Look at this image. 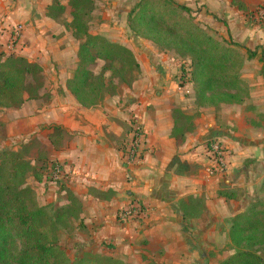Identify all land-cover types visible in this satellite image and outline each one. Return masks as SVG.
I'll return each mask as SVG.
<instances>
[{
	"label": "crops",
	"instance_id": "0c3cea01",
	"mask_svg": "<svg viewBox=\"0 0 264 264\" xmlns=\"http://www.w3.org/2000/svg\"><path fill=\"white\" fill-rule=\"evenodd\" d=\"M177 2L190 8L186 0ZM200 2L206 9L223 10L228 15L235 12V16L264 6V0ZM51 5L49 0H0L3 38L12 37L9 30L15 25H23L21 58L46 68V72L54 68L68 75L45 86L47 95L6 111L9 122L12 120L7 128L16 133L9 139L36 134L43 149L42 157H35L43 166L41 182L29 184L37 200L49 198L58 208L70 207L69 197L78 203L77 219L70 226L73 246L81 254L102 255L124 264H216L223 260L224 256L208 258L209 251L221 242L218 219L240 215L264 178V25L244 30L242 21L233 17V27L242 31L245 39L250 38L245 46L251 57L242 52L239 74L246 92L242 104L195 109L190 97L176 91L175 82L139 80L132 84V93H105L95 106L85 108L66 86L77 64V51L70 50L69 43L74 46L76 41L58 21L47 17ZM48 40L55 49H49ZM250 46L258 47L259 52L254 55ZM127 48L142 75L148 74L149 53L144 64L139 51ZM51 61H56L53 66ZM140 87L147 94L141 92L144 96L136 97ZM176 119L185 124L181 131ZM135 124L143 133L141 156L134 166H128L126 151ZM23 127L25 130L17 133L16 129ZM215 143L224 150L222 167L210 153ZM55 163L64 173L57 186L47 178ZM189 198L203 206L192 219L185 218L181 208ZM134 206L140 210L137 218H118L120 211Z\"/></svg>",
	"mask_w": 264,
	"mask_h": 264
},
{
	"label": "trees",
	"instance_id": "16d2710c",
	"mask_svg": "<svg viewBox=\"0 0 264 264\" xmlns=\"http://www.w3.org/2000/svg\"><path fill=\"white\" fill-rule=\"evenodd\" d=\"M65 1L63 5L54 0L46 13L48 18L59 21L66 7L70 9V22L64 26L79 46L76 69L66 86L79 105L91 108L116 86L115 78L123 82L121 77L139 71V65L125 47L89 34L93 0ZM258 9L264 10V6ZM258 9L250 13V20H254ZM127 16L130 30L138 37L175 49L190 60L188 83L193 85L198 107L242 102V96H246L239 78L244 63L242 53L205 34L193 22L187 7L173 0H139ZM97 62L103 63L99 73L94 71ZM36 71L40 69L23 58L10 55L0 59V109L21 107L25 102V78ZM30 170L29 163L15 153H0V264H124L103 256L89 262L93 255L88 253L70 261L59 246L57 233L60 228H71V221L77 219L78 203L69 197L70 207L48 214L37 204L34 190L25 185ZM33 177L41 182V174ZM261 191L264 193V180ZM228 196L224 193L226 199ZM202 207L201 201L193 198L181 206L189 219L196 218ZM229 239L235 252L220 264H264L259 254L264 251V201L232 220Z\"/></svg>",
	"mask_w": 264,
	"mask_h": 264
},
{
	"label": "rangeland",
	"instance_id": "374dc122",
	"mask_svg": "<svg viewBox=\"0 0 264 264\" xmlns=\"http://www.w3.org/2000/svg\"><path fill=\"white\" fill-rule=\"evenodd\" d=\"M49 1L51 2V4L54 3V0H49ZM137 1L139 0H93V10L91 12L89 34L91 35L101 34L104 36L102 38L106 39L109 43L118 44L121 46L123 45V47H125L126 49H128L127 48L128 46L134 47L137 51L140 52V57H142L141 61L144 64H146V59H147V58L145 59V56L146 54L149 53L148 58L150 60L149 61L150 70L152 71L156 67H158V69L152 72L150 71L146 75L145 74L142 75L140 70L135 71L132 75L129 73L124 74L121 77L123 82L120 79L115 78L113 81L116 86L113 87V89L109 88L105 93L108 95H113V94L115 95L121 94L122 96L128 95L133 92L132 84H134L139 80L145 81L146 83H150L152 81H161V80L172 81L178 85V87L176 88V91L178 93H182L184 97H190L193 100L192 102L194 107L196 106L195 107L196 109L198 106L196 105V97H195V91L193 85L190 84L188 86V91L185 88V86H187L190 83V79H191L190 66H189L190 60L187 57H182V55L179 54L177 50L152 43L146 39H142L141 37H138L135 33H133L130 30L129 25L127 23V19H128L127 15L134 7ZM186 1L190 5V8H188L189 15L193 19V22L201 30H203L205 34L213 37L219 43H222L224 45L230 44L235 46V48L240 53L245 52V50L251 52L245 46L246 42L250 40V38L246 37L247 39L246 40L245 37L243 36L242 31H237L236 28L233 27V23L235 22L233 21V17H236L237 21L238 20L242 21V26L244 30L247 28L254 29L260 27L261 24L254 23L255 21L253 22L252 20H250L249 16L251 12L248 13L247 10H243L244 16L241 14L240 16H235L236 15L235 12H231L228 15V13L224 12L223 10L220 11V10L206 9V6L202 5L200 0H186ZM60 3L66 5L65 0L62 1L60 0ZM60 17L61 18L58 22L62 26H64L65 23L70 22V9L66 7L65 12ZM243 21H245L246 24H244ZM18 25H21L23 27L22 24H18ZM12 30L13 29L9 30V33H11ZM20 32L21 33L19 35V38L15 42L13 41L12 37L3 38L4 35L0 34V59L2 61L10 55L21 58L22 54L19 53L21 50L19 49V47L22 44L21 38L23 37V30L22 31L20 30ZM122 42L123 44H121ZM50 43L53 44V42H49V40L46 42V44H49L48 45L49 49H55V47L51 46ZM69 44L71 45L69 46L70 50L73 49L74 50L76 49V51L78 50L79 43L77 41L74 46L71 41ZM250 48L253 50L252 53H254V55L259 52L258 47L250 46ZM28 49L32 50L33 48H30L28 46ZM154 53L161 57L160 60H158L157 56H155ZM247 55H249V53H247ZM65 61L67 63L68 60L65 59ZM55 62L51 61V63L49 64L53 66ZM28 63L32 65H36L40 69V71L39 72L36 71L34 72V74H30L26 76L25 85H24V94L22 96V98L25 99V101L29 100L27 99L29 97L35 99L36 97L40 96L43 93L47 95V91H48L47 87L52 86L53 84L59 81H63L66 78V76H68L63 74L62 72H57L56 69L54 68H52V70L49 72H46V68H42L45 71V73H43L42 69L38 66V64L33 62L32 63L28 62ZM163 66L168 67L170 72L169 74H167L168 71L163 70ZM102 67H103V63L97 62L94 69L95 73H99ZM45 86L47 87L45 88ZM142 87H140L138 90L135 91L137 94L136 97L144 96L141 92L145 93L146 90L142 89ZM242 98L243 100L239 104H242L246 97L242 96ZM8 110H12V109H0V153L13 152L16 155H18L22 159V161L29 163L31 170L26 176L25 185L32 188V186H30L29 184H31L32 181L36 182L33 175L42 174L40 170L43 169V166L40 163L41 161L40 158L38 159L35 157H42V154L44 152L40 144L37 142L36 134L31 136L30 138L24 136L20 138H15L14 135L15 139L14 138L9 139V136L11 134L13 135L16 133H10V131L7 128V123H12V120L11 122H9L10 119L8 114L6 113V111ZM177 113L175 112V116L178 115ZM175 125L180 131L185 127V124L182 119L181 120L176 119ZM23 130H25V127L16 129V131H18L17 133ZM263 180L264 178L262 179V181ZM261 184L259 189L257 190V193H254V196L251 199V201H247L245 203L243 208L244 210L241 214L249 211L254 204L263 203L264 193L261 191ZM54 186H57V184L56 185L54 184ZM34 195L37 204L40 207L45 208L48 214L52 215V213L56 209L57 210L59 209L54 202L50 203L49 198L47 200L44 199L43 201L39 199L38 201L35 190H34ZM233 219H229V220L218 219V227H220L222 232L221 242H219L217 247L214 248L213 251L215 252L209 251L208 258L211 256L214 258L217 256L218 257L224 256L225 257L224 259H227L235 252V247L232 246V243L229 239V230ZM71 230H72L71 228L68 231L60 228L57 233V240L59 246L60 248L63 249L64 254L69 258L70 261H72L76 257L82 258V255L85 254V253L81 254L80 251L76 250L75 246H73L74 239L73 236H71ZM205 254H207V252H205ZM259 254L264 257V251L260 252ZM96 258H99V256L93 255V257L89 259V262H92ZM223 260L220 261L217 260L218 262L216 264H220Z\"/></svg>",
	"mask_w": 264,
	"mask_h": 264
},
{
	"label": "built area",
	"instance_id": "2783aa9c",
	"mask_svg": "<svg viewBox=\"0 0 264 264\" xmlns=\"http://www.w3.org/2000/svg\"><path fill=\"white\" fill-rule=\"evenodd\" d=\"M252 18V17H251ZM254 23L262 22L264 25V10L258 9L256 14L254 15ZM261 25V26H262ZM20 30L22 31L21 25H16L11 34L13 41H16L19 38ZM131 139L129 142V147L126 151V165L134 166L140 160V153H141V146L143 143V133L139 125L135 124L131 127ZM210 153L214 159V161L222 167L224 165V150L223 148L215 143L210 147ZM64 178V173L61 165L53 164L49 170L48 174V181L54 183L55 185H60L62 183V179ZM140 215V210L138 207H130L126 211H120L118 214V218L121 220L130 219V218H137Z\"/></svg>",
	"mask_w": 264,
	"mask_h": 264
}]
</instances>
